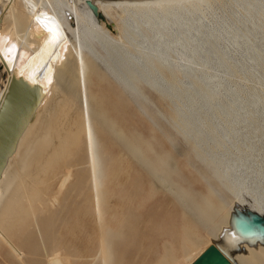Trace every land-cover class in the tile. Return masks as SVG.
<instances>
[{"label":"bare ground","instance_id":"obj_1","mask_svg":"<svg viewBox=\"0 0 264 264\" xmlns=\"http://www.w3.org/2000/svg\"><path fill=\"white\" fill-rule=\"evenodd\" d=\"M8 69L44 94L0 177L3 262L123 264L134 214L133 232L158 229L125 264H192L218 242L264 264V243L225 238L235 207L264 214V0H0V102ZM149 89L173 105L163 136L107 112L148 111ZM117 144L142 163L133 187ZM30 228L42 257L18 244Z\"/></svg>","mask_w":264,"mask_h":264},{"label":"water","instance_id":"obj_2","mask_svg":"<svg viewBox=\"0 0 264 264\" xmlns=\"http://www.w3.org/2000/svg\"><path fill=\"white\" fill-rule=\"evenodd\" d=\"M88 5L95 15L101 16L97 4L88 1ZM10 74L9 69L2 74L7 79L8 86L0 102V177L44 94L42 88L28 84L23 75L16 72ZM231 221L232 228L226 229L225 238H233L232 243L228 240L232 245L238 246L240 235L249 237L253 244L264 243V214L237 206L232 212ZM220 243L222 242L209 245L192 264H234L229 251L224 246H219Z\"/></svg>","mask_w":264,"mask_h":264},{"label":"rangeland","instance_id":"obj_3","mask_svg":"<svg viewBox=\"0 0 264 264\" xmlns=\"http://www.w3.org/2000/svg\"><path fill=\"white\" fill-rule=\"evenodd\" d=\"M249 84L251 82H248ZM146 94L148 95V97L151 100H148V111H142V108L140 107V109L136 108V109H131V110H118V109H114V110H107L108 115H113L114 118L116 119V121L123 123L126 119H128L131 124L132 127H136L139 129V131L141 132V134L143 136L147 135L148 131L150 129V127H155L156 130H163V128H161V126L164 124H171L173 123L172 120V113H173V105L168 101V100H164L162 96H160L157 92L153 91V90H146ZM142 99V98H141ZM136 103H139V101L134 100ZM105 119V117H101L99 120L100 122H103ZM158 130V131H159ZM147 131V132H146ZM159 134L162 133V136L165 134V132L159 131ZM171 135H175V133H170L168 134V136ZM139 143H144V142H137V145ZM136 145V144H135ZM116 149L117 150H123L124 152H126V156L127 159L122 158L119 159V165L118 162H116L117 164V187H133L132 186V173L134 170V167H136L137 169L140 168V171L143 169L142 168V163L136 158L135 154H133L132 152L128 151L127 148L121 146V144H117L116 145ZM143 146V144H142ZM189 148V145L187 146L185 141H178L175 145L174 148V154H177V156L183 157L184 156V152L185 150H187ZM189 150V149H188ZM187 150V151H188ZM135 157H134V156ZM183 155V156H182ZM179 159V158H178ZM122 160V163L120 165V161ZM197 161V160H196ZM193 164V162L191 163ZM199 167H201V164L198 163L197 164ZM197 169V168H196ZM144 169L140 172L139 178L142 177ZM157 186H160V183L157 182ZM154 202H148L146 204V206L144 208L150 209L152 208ZM165 206H157L155 207V209L152 210V212L158 211H164ZM143 210V211H145ZM128 223L126 225L125 229L128 227V231L127 233L124 232V234L126 235V241H125V245L127 248V252L125 254V258H124V263L125 264L127 261V259H129V257H131L134 253L141 251L140 253H144L146 250V244H144V238L147 240L148 237L151 235L150 231L153 232L155 230L158 229L157 225H155L153 228L145 230V234H143L141 231H134L133 229L135 227V225L138 223V219L137 216L132 214L128 217ZM162 222H166V221H162ZM154 223H151V225L149 227H152ZM142 227V226H141ZM160 228H162V225L159 226ZM148 231V232H147ZM129 233V234H128ZM36 234H39V238L40 240L33 236V230L30 229H26L25 233L23 234V236L20 238V240L18 241V244L20 246H27V245H32L34 244V240L35 242H39L40 243V248L38 251V256L42 257L44 256L43 250L46 252L48 249V243L45 242L43 236L41 235V232H38ZM143 240V241H142ZM205 240V237H204ZM47 245V246H46ZM144 245V246H143ZM148 246V245H147ZM8 259H12V255L8 254ZM43 261V259H42ZM0 264H8L5 263L1 260L0 258Z\"/></svg>","mask_w":264,"mask_h":264},{"label":"snow or ice","instance_id":"obj_4","mask_svg":"<svg viewBox=\"0 0 264 264\" xmlns=\"http://www.w3.org/2000/svg\"><path fill=\"white\" fill-rule=\"evenodd\" d=\"M11 51H12V49H8V50H6L5 55H6V56L9 55Z\"/></svg>","mask_w":264,"mask_h":264}]
</instances>
